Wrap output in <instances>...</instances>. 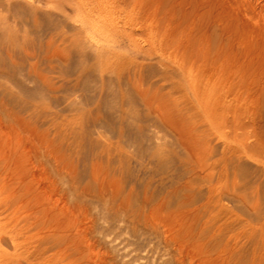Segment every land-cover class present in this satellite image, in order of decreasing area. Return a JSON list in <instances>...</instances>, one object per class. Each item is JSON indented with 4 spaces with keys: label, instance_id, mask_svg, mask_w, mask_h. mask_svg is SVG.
<instances>
[{
    "label": "rangeland",
    "instance_id": "374dc122",
    "mask_svg": "<svg viewBox=\"0 0 264 264\" xmlns=\"http://www.w3.org/2000/svg\"><path fill=\"white\" fill-rule=\"evenodd\" d=\"M0 264H264V0H0Z\"/></svg>",
    "mask_w": 264,
    "mask_h": 264
},
{
    "label": "bare ground",
    "instance_id": "6f19581e",
    "mask_svg": "<svg viewBox=\"0 0 264 264\" xmlns=\"http://www.w3.org/2000/svg\"><path fill=\"white\" fill-rule=\"evenodd\" d=\"M186 2H187V1H186ZM150 6H151V5H150ZM204 7H205V6H204ZM183 8H184V7H183ZM253 8H254V7H253ZM259 11H260V10H259ZM243 13H244V12H243ZM197 57H198V56H197ZM254 63H255V62H254ZM14 136H15V135H14ZM16 164H17V163H16ZM15 166H16V165H15ZM15 168H16V167H15ZM17 168H19V167H17ZM20 169H21V167H20ZM20 169H19V170L17 169L18 172L20 171ZM14 170H15V169H14ZM18 172L16 171L15 174L18 175V174H17ZM21 172H22V171H21ZM29 182H30V181H29ZM29 182H28V183H29ZM34 182H35V181H34ZM35 183H38V182H35ZM36 186H38V185H36ZM32 188H35V187H32ZM37 188H38V187H37ZM29 189H30V186H29ZM31 190H32V189H31ZM37 190H38V189H37ZM42 190H43V189H42ZM32 191H33V190H32ZM28 193H29V192H28ZM36 193H37V192H36ZM29 194H30V193H29ZM31 194H32V193H31ZM38 196H39V195H38ZM35 197L38 198L37 195L34 196V198H35ZM38 199H39V198H38ZM34 202H35V200H34Z\"/></svg>",
    "mask_w": 264,
    "mask_h": 264
}]
</instances>
